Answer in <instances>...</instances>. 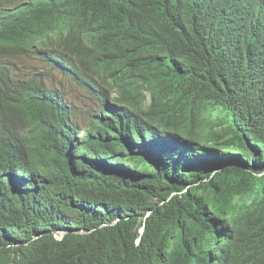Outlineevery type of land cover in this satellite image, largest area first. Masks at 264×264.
Masks as SVG:
<instances>
[{
    "label": "trees",
    "instance_id": "obj_1",
    "mask_svg": "<svg viewBox=\"0 0 264 264\" xmlns=\"http://www.w3.org/2000/svg\"><path fill=\"white\" fill-rule=\"evenodd\" d=\"M0 264H264V0H0Z\"/></svg>",
    "mask_w": 264,
    "mask_h": 264
},
{
    "label": "rangeland",
    "instance_id": "obj_2",
    "mask_svg": "<svg viewBox=\"0 0 264 264\" xmlns=\"http://www.w3.org/2000/svg\"><path fill=\"white\" fill-rule=\"evenodd\" d=\"M10 63L12 79L28 81L32 77L44 78L45 86L58 91L73 109L79 125H86L89 114L97 106L91 96L70 77L52 70L43 59L12 58Z\"/></svg>",
    "mask_w": 264,
    "mask_h": 264
},
{
    "label": "clouds",
    "instance_id": "obj_3",
    "mask_svg": "<svg viewBox=\"0 0 264 264\" xmlns=\"http://www.w3.org/2000/svg\"><path fill=\"white\" fill-rule=\"evenodd\" d=\"M48 66H50V65H53L51 62H48V64H47ZM60 72V71H59ZM78 85H79V83L77 82V81H75ZM82 89H85L86 90V88L83 86V85H79ZM87 92V91H86ZM88 93V92H87ZM89 94V93H88ZM61 95V94H60ZM90 95V94H89ZM91 96V95H90ZM68 103V102H67ZM95 103V102H94ZM68 106H69V103H68ZM70 107V106H69ZM71 108V107H70ZM76 117V116H75ZM56 237L58 238V239H61L62 238V235H56Z\"/></svg>",
    "mask_w": 264,
    "mask_h": 264
}]
</instances>
